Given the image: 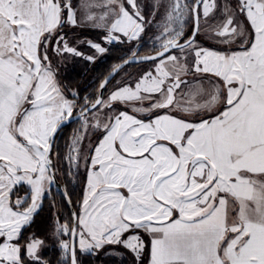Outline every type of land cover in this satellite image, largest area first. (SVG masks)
<instances>
[{"label":"snow or ice","instance_id":"6c2138e0","mask_svg":"<svg viewBox=\"0 0 264 264\" xmlns=\"http://www.w3.org/2000/svg\"><path fill=\"white\" fill-rule=\"evenodd\" d=\"M153 13L155 54L131 52L112 72L138 60L151 61L154 71L118 84L105 99L106 77L99 95L80 106L83 125L69 164L79 167L89 127L102 129V138L84 157L80 213L53 235L68 264H80L78 251L105 245H123L139 258L144 243L130 234L138 230L152 235L151 264H264V0H156ZM189 18L194 27L186 36ZM201 19L209 39H239V50L198 43ZM147 23L138 0H0V264H48L44 241L21 243L22 228L54 182V138L77 108L56 79L50 42L58 54L79 57L61 34L65 27L103 29L110 44L139 40ZM117 102H147L133 111L151 118L120 111L102 119ZM25 185L28 195L13 201Z\"/></svg>","mask_w":264,"mask_h":264},{"label":"rangeland","instance_id":"374dc122","mask_svg":"<svg viewBox=\"0 0 264 264\" xmlns=\"http://www.w3.org/2000/svg\"><path fill=\"white\" fill-rule=\"evenodd\" d=\"M155 2L156 0H138L139 8L141 10L142 15L145 16V19L147 21H150V23H147L145 25V31L141 34V37L139 40H133L129 42L127 41L126 38L121 37V39L124 40V42L114 41L109 44L104 40V36L106 35V33L103 29L92 28V27H76V28H73L72 26L65 27L62 30L61 34L62 35L66 34V39L68 40L70 46L77 48V50L80 51L83 55L78 57V56H75L73 54H68V53L58 54L55 51V48H56L55 43L50 42L49 48H48V55L50 57V62H51L52 67L57 71L59 67L60 68H65V67L70 68V67H73L74 64L75 65L77 64V66H80L83 69H87L88 67L98 63L101 59H103L104 55L107 54L109 50L113 47L115 49L118 48L120 50L118 53L116 52L120 61L123 60V58L130 56L131 52H134L135 48L138 45H141V48H140V52L137 54H150V53L155 52L159 48V41L156 39V37L160 35V30L156 22L159 20V17H156L155 21L153 20V15H154L153 8L155 5ZM227 2L230 5L235 6L237 3V0H227ZM73 3L75 5H78L79 0H73ZM189 3H191V0H189ZM220 3H224V0H220ZM244 23H245V20L241 19V24L243 25ZM192 24H193L192 20L189 18L185 25V29H184L186 36H189L191 34ZM200 24H201V31L197 35V42L200 43L202 46L213 48L215 50H221V51L239 50L240 45H241V42L239 39L230 45L220 44L215 40L209 39L207 25L203 19H201ZM79 29H82V30L93 29L96 31L98 30L101 32V34L99 35L97 34L94 36L81 34L79 33ZM249 30H250V26H249ZM88 41H91L94 43H100L103 47L107 48V51L103 54L96 52L95 49L90 47ZM213 44H215L216 46L218 45L223 48L216 49L213 46H210ZM88 56H94L95 59L93 61H89L87 59ZM189 58L191 59V57ZM119 62L116 61L112 64L110 63L109 64L110 69H108V71H110L111 68L114 67ZM55 66L57 68H55ZM146 71H154V65L152 64V62L131 64V66L124 67L122 70H120L116 74L117 76L114 78V80L112 79V82L106 88V91L104 92V98L106 99L108 95L110 94V92L113 91L118 84L129 83V84L134 85L138 77L141 76ZM58 76L59 75L56 74V79L59 85L61 86ZM103 77H101L100 81L103 79ZM186 79L191 81L193 77L189 76ZM92 80H95V77L94 78L90 77L88 82H91ZM99 83L97 84L96 88L93 86L91 90L85 91L82 95H80L78 90L73 86L70 87V86L65 85L64 89H63V86H61L66 97L70 100H74L75 103L77 104L75 113L80 112V106L84 104L85 98H88L89 100H94L96 98L98 94ZM204 83L207 84V81L205 80ZM141 106L146 107L147 102H145L144 105H140L139 103L123 104V103L117 102L113 105L111 109H104L103 112L100 113V115H101V118L104 119L107 116H114L118 114V112L120 111H127V112H130L131 114H136L137 112H134L133 109L135 107H141ZM161 113L163 114L162 111ZM140 114L142 115H137V116H139L142 119L146 120L148 118H151V114L149 113H140ZM93 115L94 114L92 112H89L86 114L89 123L94 122ZM205 118H208V117L205 116ZM82 125H83V118L80 116L78 120L72 122L71 126L67 130L60 131L58 133V136L56 137L55 144H54L55 151L53 152V155H52L53 166H54L56 176L58 180L64 186L66 185L67 188H69L70 192L72 193L73 198L75 200V204L77 205V208L76 209L74 208L77 214H78L80 202L83 197L84 186L86 183L87 165L85 163L84 157L89 155L92 147L100 139V137L102 136V132H103L102 129H95L91 127L87 129V132L80 146L81 147V160H80L79 167L77 168L69 164L67 157L70 152V145H71L72 138L78 131L82 129ZM82 181H84V186H83V190L81 191V199L78 200V195L80 194V187H81ZM45 195L48 196V199H49L48 206L50 209V214H49L50 227L48 231L46 232L45 236H37V235H33L32 233H30L28 238L34 236L44 241V246L40 250L41 255L43 257L46 253H51L53 262H51L50 264H68V262L65 260L62 254V250L59 248L57 237L54 236L53 233L57 227V224L68 223L69 226H71V217L69 214V210L67 208L65 200H64V203L63 201H61L60 196L62 195L59 193L57 187L53 183L50 185ZM25 196L26 194L24 193L21 196L15 197L13 201H15V199H17L18 197H25ZM64 206H66L67 209H65ZM61 238L69 239V237L67 236H62ZM113 248H116V249L110 251L109 253L111 254H107L106 247L101 251L96 250L94 252V253H97L101 257V260H102L101 264H114V263L115 264H136V262L135 263L130 262V259L128 257L129 252L125 250L123 247L116 246V247H109L108 249H113ZM145 249H147V246L144 247L143 250L145 251ZM85 254H81L79 251L77 252V257H78V260L80 261V264H88V262H85V259H84Z\"/></svg>","mask_w":264,"mask_h":264},{"label":"trees","instance_id":"16d2710c","mask_svg":"<svg viewBox=\"0 0 264 264\" xmlns=\"http://www.w3.org/2000/svg\"><path fill=\"white\" fill-rule=\"evenodd\" d=\"M79 33L91 35V36L101 34L100 31H98V30L96 31L93 29H84V30L79 29ZM210 46H213L216 49H222L223 48V47H220L218 45L216 46L215 44L210 45ZM140 48H141V45H138L135 48L134 52L139 53ZM119 51L120 50L118 48H116V49L114 47L111 48L109 50V52L104 55L103 59H101L98 63L88 67L87 69H83L80 66H77V64L76 65L74 64L73 67H70V68L69 67L60 68L58 66L60 69L58 68L57 71L56 70L55 71H56V74L59 75L58 78L60 80L61 86H63V89L65 88V85L70 86V87L73 86L78 90L80 95H82L85 91L91 90L93 86L96 88L101 77H103L105 74H107L109 72L108 71V69H110L109 64L110 63L112 64L116 61L117 62L120 61L118 55L116 54V52L118 53ZM126 66H131V64L126 65ZM55 68H57V67L55 66ZM90 77H93V78L95 77V80L88 82ZM114 78H113V80H114ZM105 91H106V89H105ZM71 124L72 123L65 126L60 131L67 130L71 126ZM57 136H58V134H57ZM54 151H55V146H53L52 155H53ZM83 186H84V181H82V183H81L80 194L78 195V200L81 199V191L83 190ZM65 190L67 191V193H68V195L72 201V204H73L74 208L76 209L77 205L75 204V200L73 198L72 193L70 192L69 188H67V186L65 187ZM24 193L26 195H28L26 186L20 188V190L15 193V195L12 197V199H14L17 196H21ZM60 198H61V201H63V203H64L63 197L60 196ZM48 200H49L48 196L45 195L42 199V203H41L42 205L38 209V211L34 214L32 221L28 225H26L22 228L23 240H21V243H24L28 240L30 233H32L33 235H37V236H45L46 235V232L48 231V229L50 227V220H49L50 209L48 206ZM64 207H65V209H67L66 206H64ZM117 247H119V246H117ZM43 258L46 261H48L49 264L51 262H53V258L51 256V253H46L43 256ZM84 259H85V262H88V264H101L102 263L101 257L97 253H91V254L87 253L84 255ZM140 264H143V261Z\"/></svg>","mask_w":264,"mask_h":264},{"label":"crops","instance_id":"0c3cea01","mask_svg":"<svg viewBox=\"0 0 264 264\" xmlns=\"http://www.w3.org/2000/svg\"><path fill=\"white\" fill-rule=\"evenodd\" d=\"M133 104H136V103H133ZM128 113L130 115H135L138 119H142L139 116H137V115H142L140 113H138V114L137 113L136 114H131L130 112H128ZM160 114H162V113H160ZM101 138H102V136L100 137V139ZM99 140L96 142V144H98ZM94 146L92 147V149L94 148ZM90 153H91V151H90ZM86 185H87V167H86V183H85L84 190H83V197H82V200H81L80 205H79L78 214L80 213V210H81V203H82L83 198H84V191H85ZM130 234H138V235H140V237H141V239H142V241L144 243V247L147 246V249H145V251L142 250V253L139 256V258H137L134 253H132L130 250L126 249L123 245H105V247L107 248V251H106L107 254H111L109 252L116 249V248L108 249L109 247L121 246V247H123L125 250H127L129 252L128 257H129L131 263H135L136 262V264H140L143 261V264H151V240H152V235L147 233V232H145V231H143V230H138L137 233H130ZM127 235L128 234H125V238H127ZM104 248L99 249V251L103 250Z\"/></svg>","mask_w":264,"mask_h":264},{"label":"water","instance_id":"95a60500","mask_svg":"<svg viewBox=\"0 0 264 264\" xmlns=\"http://www.w3.org/2000/svg\"><path fill=\"white\" fill-rule=\"evenodd\" d=\"M192 23H193V22H192ZM193 27H194V25L192 24V29H193ZM136 53H137V52H136ZM154 54H155V52L150 53V54H138V57H143V56H148V55H154ZM130 56H131V55H130ZM130 56H128V57H126V58H130ZM147 62H151V61H139V60H138L137 62H135V63H130V64H140V63H147ZM122 63H123V60H121L118 64H122ZM130 64H127V65H130ZM116 65H117V64H116ZM125 66H126V65H123L122 68H121L120 70H122ZM113 68H114V67L111 68V70H110V71H109V72L103 77V79L107 77L110 81H112V79H113V78L116 76V74L120 71V70H119L117 73L113 74V72H112ZM103 79H102V80H103ZM102 80H101V81H102ZM101 81H100V82H101ZM99 84H100V83H99ZM99 92H100V90H99V87H98V94H97V96L99 95ZM104 92H105V90H103V95H104ZM97 96H96V97H97ZM86 114H87V113H86ZM86 114H85V115H86ZM79 117H80V112L74 113V115H73V117L71 118V120L68 121V122H66V123L61 127V129L64 128L65 126L69 125L70 123H72V122L78 120ZM61 129H60V130H61ZM60 130H59V131H60ZM56 136H57V135H56ZM56 136H55V138H54V143H55V140H56ZM53 146H54V144H53ZM52 162H53V160H52ZM54 172H55V170H54ZM53 184L57 187L59 193L63 196V198H64V200H65V202H66V205H67V208H68V210H69L70 217H71V224H72V214H73V213H76V210L74 209V206H73V204H72V201H71V199H70V197H69L67 191L65 190L64 185L58 180V178H57V176H56V173H55V179H54ZM69 201H70V202H69Z\"/></svg>","mask_w":264,"mask_h":264}]
</instances>
